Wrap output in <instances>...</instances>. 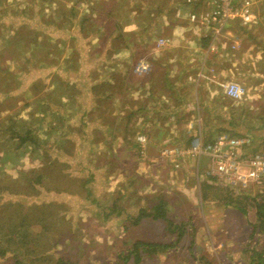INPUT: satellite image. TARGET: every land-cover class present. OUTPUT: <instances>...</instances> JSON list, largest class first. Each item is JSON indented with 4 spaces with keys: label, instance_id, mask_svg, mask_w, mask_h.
<instances>
[{
    "label": "rangeland",
    "instance_id": "rangeland-1",
    "mask_svg": "<svg viewBox=\"0 0 264 264\" xmlns=\"http://www.w3.org/2000/svg\"><path fill=\"white\" fill-rule=\"evenodd\" d=\"M161 3L168 1L159 0L156 6L162 8ZM261 4L255 6L258 23H230H239L241 34L264 37ZM170 5L168 18L175 6ZM202 6L200 0L195 8ZM97 8L99 3L93 0H0V181L2 186L20 191L0 193V226H7L9 219L24 218L29 242L18 257L20 262L55 264L60 258L75 264H252V251L246 250L245 242L253 231L254 197L264 191V181L243 190L217 188L219 183L204 176L208 158L201 155L197 159L186 152L192 134L200 132L203 143L220 134L247 138L246 156L264 154V103L258 104L255 113L241 109L234 127L220 122L211 129L193 126V121L189 127L178 128L183 144L172 141L174 133L167 129L162 106L144 114L149 120L158 116L157 124L145 123L140 128L132 125V113L121 111L123 115H119L108 101L92 103L93 97L99 99L103 91L99 74L104 67L101 53L106 41L100 38L99 24L107 27L108 19L114 23L118 19L116 14L98 16ZM230 23L215 37L226 34ZM147 33L141 36L150 45L163 35L152 31L146 37ZM125 39L133 42L137 38L133 33ZM123 42L122 38L114 40L115 45ZM261 42L259 50L264 54V39ZM211 45L207 51H216V45ZM232 45L234 50L237 42ZM145 52L140 48L136 55L145 57ZM137 61L147 63L141 58ZM207 68L223 95L229 82L241 87L239 98L229 96L233 101L251 94L247 84L218 80L216 68ZM156 71L163 72L159 67ZM87 78L95 81L91 92L83 87ZM158 84L161 87L163 83ZM88 104L95 109L105 105L113 120L117 114L126 116V120L115 123L117 126L108 132L85 124L82 112ZM230 107L235 108V104ZM98 110L89 113L95 118L86 119L99 121ZM252 115L257 119L256 126L247 125ZM138 131L147 137L145 147L136 142ZM25 133L36 142L21 141ZM32 179L38 182L33 184ZM203 183L214 186L205 189ZM32 186L34 189L28 190ZM159 204L167 220L144 215ZM2 227L0 242L6 248L8 230ZM137 241L176 243L149 254L141 249L134 251ZM263 243L264 230L253 250L258 251ZM16 254L7 252L0 257V264H18ZM41 255L46 258L33 261Z\"/></svg>",
    "mask_w": 264,
    "mask_h": 264
},
{
    "label": "crops",
    "instance_id": "crops-1",
    "mask_svg": "<svg viewBox=\"0 0 264 264\" xmlns=\"http://www.w3.org/2000/svg\"><path fill=\"white\" fill-rule=\"evenodd\" d=\"M93 1L99 3L95 14L97 12L101 17H112L116 14L118 19L117 23L108 19L109 25L105 21L107 27L105 24H99L101 27L100 38L102 37V40L106 41L104 42L105 50L101 53L104 67L103 70H100L102 73L99 74L103 91L99 99L95 96L94 100H90L92 103L108 101L119 115H123L121 111L132 113L134 115L131 120L132 125H139L140 128L145 123L147 124L144 126L156 125L158 116L151 117L149 120L144 114L148 111L154 112L162 106V112L166 115L164 118H167V129H172L174 133L172 141L178 144L184 143L177 135L178 128L189 127L193 121H195L193 126L198 125L211 129L217 128L220 122H223L227 127H234L237 123H235V119H238L237 113H240L241 109L246 112L247 108L249 113H255L259 109L258 104L264 103V54L259 50V46L263 44L261 42L264 39L262 35L241 34L239 23H230L226 34L219 36L220 38L215 37L216 51L208 52L212 39L204 36L205 33L201 32L198 23L187 19L186 5L183 0H167V4L175 5L174 7L181 5L180 14L176 17L172 13L170 18L167 16V4H159L162 8L156 6L159 0ZM124 1L129 2L130 5ZM165 1L163 0V2ZM261 6H264V0ZM262 15H264V11ZM152 31L162 32L163 35L159 38L168 37L171 42L157 50L154 41L153 45H150L144 40V36H141L148 32L146 35L148 37ZM133 33L137 39L128 42L125 37ZM121 38L124 42L115 45L114 40H121ZM235 41L237 47L233 50L231 45ZM140 48L146 51L147 56L140 57L142 52L139 53L140 55H136ZM140 58L147 61L146 64H149L150 68L140 74H135L131 70L138 62L135 61ZM211 66L216 68L218 80H233L247 84L251 89L248 98L242 101L235 100V102L234 99L223 95L210 78L207 67ZM158 67L163 72H157ZM200 70L203 73L200 72L201 76L198 74L197 77ZM159 82L163 83L161 87ZM84 85L89 87V92L96 86L95 81H91V78L85 79L83 87ZM254 87L260 88L255 89ZM151 102L152 104H150ZM156 104L159 107H156ZM233 104H235V108L230 107ZM86 107L87 109L82 112L85 118L84 123L105 128V132L116 127L117 124H123L126 120V116L118 114L114 115L115 119L113 120L106 112L107 106L99 104L96 109L100 108L98 111L101 118L99 121L90 122L86 118L94 117L89 113L96 109L93 108V104H88ZM244 113L240 116L242 117ZM188 116L189 119H187ZM249 116L251 115L247 114L246 117ZM145 119L149 121H145ZM256 120L252 115L251 120L247 121V125L256 126ZM115 123L117 124L115 125ZM172 130L170 131L172 132ZM181 133L180 131V135ZM176 136L177 138H175ZM167 138L171 137L167 135ZM205 164L207 165L208 161Z\"/></svg>",
    "mask_w": 264,
    "mask_h": 264
},
{
    "label": "built area",
    "instance_id": "built-area-1",
    "mask_svg": "<svg viewBox=\"0 0 264 264\" xmlns=\"http://www.w3.org/2000/svg\"><path fill=\"white\" fill-rule=\"evenodd\" d=\"M198 1L200 0H183L184 4L190 7V10L186 9V17L189 21L199 24V29L205 33L204 36L212 39L211 45L214 44L216 34L230 22L238 21L242 25L256 23L258 15L255 6L263 0H202V8L196 9L195 6ZM180 10V7H174L173 14L177 17ZM169 42H171L170 38L161 37L155 41V44L158 47ZM232 47L233 45H231ZM147 68L145 62L139 61L133 66L132 72L140 74ZM223 93L228 97L239 98L241 87L235 82H229L225 85ZM201 139L200 132L194 133L186 153L195 156L197 159L201 155L208 158L209 167L204 170L205 178H212L222 186L237 189L262 185L264 181V154L254 152L246 156L244 148L249 143L247 138L220 134L207 143H203ZM136 142L141 147H145L147 144L145 133L138 131ZM173 151L174 149L170 150L169 153ZM171 156L174 155H167V157Z\"/></svg>",
    "mask_w": 264,
    "mask_h": 264
},
{
    "label": "trees",
    "instance_id": "trees-1",
    "mask_svg": "<svg viewBox=\"0 0 264 264\" xmlns=\"http://www.w3.org/2000/svg\"><path fill=\"white\" fill-rule=\"evenodd\" d=\"M32 87L34 88V86H32ZM20 140L24 141V142L26 140H28L31 143L36 142L35 141L36 139L33 137H29L28 133H25L24 136L20 137ZM263 140H264V137H263ZM32 141H34V142H32ZM35 182H38L37 179L31 180V183L34 184ZM33 186H32V188H29L28 190L34 189ZM203 186L205 189H208L214 185H211L208 183H203ZM219 187L221 188L222 185L219 184L217 186V188H219ZM221 189L225 190L228 188L223 187ZM4 191L11 192V193L20 192L16 189H9L6 186H2L1 181H0V193H2ZM23 192L26 193V191H23ZM254 198H255L254 199L255 200L254 201L255 221L253 223V228H252L254 233H253V231L249 232V235H247L245 246H246V250L252 251L250 256H249V259L251 258L250 262H252V264L253 263L254 264H264V245L260 246L258 251L253 250V246L257 242V238H258L259 233L264 230V191H262L261 193H257ZM161 202H163V201H161ZM150 210L151 211H148V212L145 211L144 215L145 216H151V218H154V219L167 220L166 215L162 210V204L154 205ZM240 210L244 211L243 208H240ZM24 221L25 220L22 217L19 218L17 221H15L13 219H9L8 222H10V223L7 226L5 224H1V226H0V227H2L5 225V227H2V229L6 228L8 230V232L5 233V235H8V239L6 240L8 247H6V248L3 247L1 245V242H0V257H3L9 251L17 252V254L14 255V258H17L18 264H22L18 257L23 254L24 249L26 250L28 248L26 244L29 242V240H27L28 230L26 227V223ZM12 235H14L15 237L12 238L11 237ZM31 242H32V240H31ZM175 243H176V241H172V243L164 245V244H158V243H149V242H144V241H137L136 243H134L133 249H134V251L136 250V253L139 252V249H141V250H144L147 253L151 254V253L156 252V249H158V248L160 250L165 249V248L168 249L171 246H173ZM38 245H39V242H38ZM11 246H15V247H13L11 249L10 248ZM137 256L135 257V260L138 259ZM45 258H46L45 255H41L40 257H38V256L34 257L33 261H36V259H45ZM50 259H51V257H50ZM55 264H75V263L72 261H68V260H64V259L59 258L56 260Z\"/></svg>",
    "mask_w": 264,
    "mask_h": 264
},
{
    "label": "bare ground",
    "instance_id": "bare-ground-1",
    "mask_svg": "<svg viewBox=\"0 0 264 264\" xmlns=\"http://www.w3.org/2000/svg\"><path fill=\"white\" fill-rule=\"evenodd\" d=\"M256 23H258V21H257ZM234 45H235V44H234Z\"/></svg>",
    "mask_w": 264,
    "mask_h": 264
}]
</instances>
